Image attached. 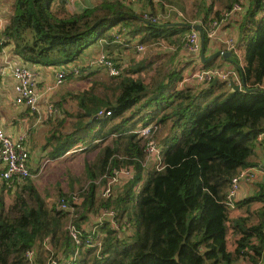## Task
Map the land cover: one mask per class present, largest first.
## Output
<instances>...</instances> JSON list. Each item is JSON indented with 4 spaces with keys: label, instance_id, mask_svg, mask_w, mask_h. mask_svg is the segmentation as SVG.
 Wrapping results in <instances>:
<instances>
[{
    "label": "trees",
    "instance_id": "1",
    "mask_svg": "<svg viewBox=\"0 0 264 264\" xmlns=\"http://www.w3.org/2000/svg\"><path fill=\"white\" fill-rule=\"evenodd\" d=\"M236 2L240 0H204L202 24L220 20ZM248 3L237 42V48L244 50L243 62L233 51L228 58L219 55L203 64L212 67L218 58L230 62L236 73L230 78L239 79L240 90H232L225 79L202 86L183 84L184 66L169 68L165 60L155 67L146 61L129 65L120 76H109L111 98L77 96L84 112L77 114L76 130L63 137L59 154L89 139L99 123L122 118L111 130L135 139L131 141L135 153L121 158L118 150L107 148L101 174L109 176L121 166H133L135 174L116 197L97 196L92 184L74 212L49 208L33 185L27 188L35 205L16 192V215L5 212L0 196V264H53L57 256L62 264L76 249L67 223L73 221L85 233L89 212L100 208L115 212L120 230L105 220L100 227L106 232L102 248L83 246L72 264H238L240 259L264 264V181L254 182L255 192L237 203L248 206L245 216L232 219L228 204L231 181L241 169L253 166L251 156L260 144L257 136L264 132V0ZM64 10L62 1L16 0L3 34L29 64H76L81 71L86 63L77 60L96 32L99 39L111 27L124 24L131 35L144 33L145 44L162 39L179 47L192 25V20L144 21L133 7L118 0H106L72 16ZM204 33L207 44L205 26ZM102 107L111 115L93 118ZM89 114L91 123L86 120ZM127 122L131 123L126 127ZM140 122L167 129L161 142L155 135L162 156L159 168L144 166L146 147L135 132ZM257 203L262 205L252 207ZM81 207L86 212L78 214ZM127 225L132 234L122 227ZM230 229L238 236L234 251L228 249ZM28 251L33 252L32 259L26 256Z\"/></svg>",
    "mask_w": 264,
    "mask_h": 264
},
{
    "label": "crops",
    "instance_id": "2",
    "mask_svg": "<svg viewBox=\"0 0 264 264\" xmlns=\"http://www.w3.org/2000/svg\"><path fill=\"white\" fill-rule=\"evenodd\" d=\"M55 1L58 2L60 0ZM104 1L106 0H75L72 3H64L65 10L63 11V13L72 16L76 13L82 12L85 9L95 8ZM162 1L152 0L151 3L149 2V0H139L136 3L127 5L133 7L140 16L144 12H151L156 15L164 16V20L166 21L184 22V20H186L184 13H182L183 11L172 6L167 0ZM241 2L244 5L245 9H247L249 4L248 0H240V2L236 3ZM15 4L16 0H0V30H2L3 32L12 20L15 12ZM198 14H196V20L193 19L192 25H200L203 30L205 26V30L207 31V28L209 27L211 22L209 21L206 25H203L204 23L202 21V18H204L205 15L204 9L203 11H199ZM244 15L245 13L243 15H233V17L231 18L221 21L220 25L217 28V36L219 37V40H210L208 38L204 52L205 58H208L217 51L226 50L227 45L222 42L221 39L226 41L228 37L232 38L233 36L236 39V42H238L239 23L243 19ZM212 17L213 14L211 13L210 18ZM179 18H181V20ZM192 25L190 29L184 34V38H186V36L193 30L199 32V30L193 28ZM96 34L98 35V32H96ZM117 34L121 36L119 40L116 37ZM143 35L144 33H140L136 36H134L133 34L131 35L130 28L124 24H119L111 27V29L107 31L106 35L91 42L88 48L84 50L82 55L77 60L81 64H85L86 60L90 59L89 61L91 62L86 63L87 67L85 66L86 68H82L83 70H81L78 74L69 75L62 83L63 85L61 84L62 86L60 85L58 87H54V83L56 81V71L59 66L62 65L44 66L29 64L22 57L15 53V45L10 41L6 43L4 50H0V125L3 127L4 131L13 138H18L23 134L27 136L26 143L30 149L29 166L31 172L33 171L35 176L38 175L37 172L42 167V164L44 165V160L45 164H62L66 165L68 168L71 167L72 169L70 168L69 170H67L68 172L62 174V176H64L65 178L69 176L67 189H65V187L63 186L61 178L58 180L61 185V189H70L73 192L75 190L83 189L84 182H82L80 178V171L78 172V169H80L79 165L83 162L85 170L87 171V176L92 181V184H95L97 196H99V193L101 196V187L97 185L98 183H96V181H98L99 178L103 177L101 171L106 154V149L111 148L113 150H118V153L120 155L119 157L121 158L123 156L133 155L135 153V151L131 148V141L135 142V139L129 137L127 133H123L121 131L113 132L111 130L114 125L122 122V118L109 120L106 123H99V125L96 126L94 130H91V136L89 139L84 142L75 144L72 147H69L68 150L62 155L59 154V151L64 147L63 137L65 135L72 134L76 130V126L78 123L77 114L84 112V109H82L79 105V99L77 96L87 95L89 97H99L102 100H105L107 94H109L110 98L113 94L111 83L108 80V77L117 76H111L108 73L106 67L96 61L98 56L101 54V52H105L106 54H108L114 59L118 67L121 69L122 74L123 68L128 67L130 64L127 62V58H125L129 53L128 50H126L128 47L134 48V51H136L137 54H143L146 51L139 52L137 49L139 45H143L144 47L145 45H148V47L146 46V50H148V48L151 47L152 43L154 41H157L154 40L149 44H145L141 42V37ZM168 45L170 49H173L172 51L167 50L159 54V51L154 50L155 48H153L149 51L148 56L141 58L143 59L142 61L154 62V64H152L151 66L155 67L159 63L163 62L164 57V61L168 60L170 62V68H172L173 66L183 68V66L185 67L188 63H190L185 68L186 72L184 70V77H186L187 74L188 76H190L193 71L201 68L209 69L213 67H221L227 71H233V67L231 66L230 62H226L221 58L215 60L214 66L205 68L203 64L206 62H203L202 59L203 50H201L199 54H192L188 52L187 48L185 47V40L179 47L170 43H168ZM236 50V53L239 55V58L243 62V48H237ZM142 61H137L136 63L141 64L140 62ZM15 65H26L35 72L37 89L41 94L39 112H33L28 107L17 104L15 102L16 93L14 90V79L12 76V68ZM134 76H137V74H135ZM144 76L145 74L143 73V77ZM237 81L241 83L239 79ZM183 84H186L185 81L183 82ZM70 85L72 86L70 87ZM199 85L202 86L204 85V83ZM47 100H52L53 102H55V104L60 109V114H58L54 118H47L46 116L45 103ZM102 108L107 109L106 107ZM87 117L88 119L86 118V120L91 123L92 119H89L91 118V114H89ZM93 118L105 119L107 118V116L99 115V113H97ZM130 123L131 122H127L123 124L127 127ZM141 124L142 122L138 123L137 128ZM163 130L164 136L167 129ZM89 153H94V156L92 158H89ZM251 160L254 163L253 166L260 167L264 170V144H257L254 149V153L251 156ZM145 161L146 162L144 163V166H155L151 158L148 159V157H146ZM75 165L76 168H74ZM125 167L132 169L133 175L129 179H126L124 184L118 185L114 188L115 197L125 189V186L130 182L135 174V168L133 166H121L119 168ZM75 171L76 174L74 173ZM103 179L105 185L108 178ZM257 181H264V171H262V173H260L256 180H254L253 182L242 184L238 194V201L233 206H230V217L232 219H236L247 214L248 206H239L237 203L255 192L256 189L253 183ZM5 184L6 182L0 179V196L6 189L8 191H11L24 186L28 190V185H33L40 194L39 188L37 187V180L34 179H32L31 181L27 180L23 184L17 185L16 187L11 189H8L7 184ZM141 184L142 182H140L135 187L137 191H139ZM16 191H18V189ZM44 200L46 202V205L48 206V198H44ZM260 205L262 204L257 203L252 207H259ZM100 212L101 209L94 214L90 212V221L84 223L83 225L86 230H89L99 223ZM122 227L126 229L125 232L127 235L132 234L133 231L129 225H127V227ZM237 237L238 236L234 235L233 229H230L228 235V249L230 251H234L236 247L235 241ZM238 264L253 263L240 259L238 261Z\"/></svg>",
    "mask_w": 264,
    "mask_h": 264
},
{
    "label": "built area",
    "instance_id": "3",
    "mask_svg": "<svg viewBox=\"0 0 264 264\" xmlns=\"http://www.w3.org/2000/svg\"><path fill=\"white\" fill-rule=\"evenodd\" d=\"M64 3H72L75 0H60ZM124 4H133L139 0H118ZM246 9L242 3H236L230 10L223 12L220 20H213L207 28V36L210 40H219L217 36V28L221 21L227 20L233 15H243ZM142 19L151 23H159L163 20L164 16L156 15L151 12H144L141 15ZM0 30V50H4L9 38L3 34ZM117 39L121 38L119 34L116 35ZM227 45L226 50L236 52L237 42L235 38L228 37L226 41L221 39ZM185 47L188 52L192 54H199L202 50V42L200 33L193 30L185 38ZM138 51H146L143 45L138 46ZM224 50V51H226ZM98 63L105 66L108 73L111 76H119L121 69L118 67L112 57L105 52H101L98 56ZM80 68L76 64H71L69 67L64 65L59 66L56 71V81L54 87L60 86L65 79L71 74H78ZM236 75L233 71H227L221 67H213L209 69H198L193 71L190 78L194 81V84L211 83L215 79H225L230 75ZM12 76L14 79V90L16 93L15 102L20 105L28 107L33 112L40 111L41 94L37 89V81L35 72L26 65H15L12 68ZM237 77V76H236ZM45 113L47 118H54L60 114L59 107L52 100H47L45 103ZM99 115H111V112L107 109L99 111ZM159 130V126L156 123H150L147 125L141 124L135 132L138 136L142 137L146 147L147 157L151 158L156 168L161 166V149L158 142L155 140V135ZM27 136L25 134L20 135L18 138H13L8 135L3 127L0 125V179L4 180L8 189L14 188L17 185H21L32 177V172L29 166L30 149L26 143ZM257 141L260 144H264V132L257 136ZM264 171L260 167L250 166L243 168L239 173L233 177L231 186L228 192V204L233 206L238 201L239 190L243 183H249L256 180L258 175ZM133 175V170L130 168L114 167L111 174L108 176L105 174L102 178H111L114 181L113 187L103 186L101 188V195L105 198L115 197L114 188L118 185L125 183L126 179H129ZM97 183V181H96ZM82 202L80 193H72L69 198L61 197L59 200V209L65 211L74 212L77 210V205ZM109 220L111 224L117 230H120L119 224L115 219V212L112 209H101L99 214V223L89 230L83 227L85 233L78 229L72 222L67 226L69 234L72 236L75 242V253L71 258L65 259L62 264H72L80 257V249L85 247H97L102 248L104 237L106 232L100 229L103 226V222ZM49 238H46L45 244L48 246ZM26 256L32 259L34 254L32 251H28Z\"/></svg>",
    "mask_w": 264,
    "mask_h": 264
},
{
    "label": "rangeland",
    "instance_id": "4",
    "mask_svg": "<svg viewBox=\"0 0 264 264\" xmlns=\"http://www.w3.org/2000/svg\"><path fill=\"white\" fill-rule=\"evenodd\" d=\"M167 1L172 6H174L177 9L183 11L182 13H184L186 20H192V21H193V19L196 20V14H198L199 11H203V9H204V8L202 9V4H203L202 2L204 0H167ZM205 1L207 3H211L214 0H205ZM162 2H165V1H162ZM161 7H163V6H161ZM198 16H199V14H198ZM163 19H165V18H163ZM179 19L181 20V18H179ZM197 19H200V18H197ZM96 36H97L96 33L92 34V36L89 38V42H93V40L96 38ZM146 46L148 47V45H145V47ZM147 47H146V49H147ZM153 48H155L154 50L159 51V54H161V52H165L167 50L168 51L169 50H171V51L173 50V49H170L167 41L159 39L157 41H154L152 43L151 47H149L148 50H146V52L143 53V54H137L136 51H134V48L128 47L126 50H128L129 53H128V56L125 57V58H127V60H128L127 62L130 63L129 65H137L139 63H136V62L137 61H142L143 59H141V58H143L145 56H148L149 55V51L151 49H153ZM164 59L165 58L163 57V61H164ZM89 60H86V63L87 62H91ZM142 62H140V63H142ZM188 64H190V63H188ZM168 65H169V68H170L171 67L170 66V62H169ZM187 65L184 68H186ZM185 72H186V70H185ZM148 73H149V71L145 72L144 73L145 76L148 75ZM141 76H143V73H142ZM184 81H185L186 84L200 86V85H198L196 83L194 84V81L190 78V76H188V74L184 78ZM208 84L209 83H204V85H208ZM71 86L72 85H70V87ZM163 132H164L163 128L161 126H159V130L157 132V139L160 142H161V137L163 136ZM93 156H94V153H89V158H92ZM148 159H150V158H148ZM43 163H44V165L42 164V167L39 170L41 172L38 171L37 172L38 175L35 176L34 172L32 171V177L28 181H31L32 179L37 180V187L39 188L40 194L42 195V197L48 198V202H49L48 207L49 208L56 207V208L59 209V207H58L59 206V200L62 197V194H71V193H74V192L80 193V195H82L81 196L82 197V202H83V200H85V194H87L88 191L90 190V187L92 186V181L87 176V171L85 170L83 162L79 165L80 169H78V172L80 171V173H81L80 178H81L82 182H84L83 189L75 190L73 192L70 189L69 190H64L63 188L61 189V185H60L59 180H58V179L61 178L63 186L65 187V189H67L69 176H67L65 178L64 176H62V174H64L65 172H68L67 170H69L71 167L68 168L66 165H62V164H52V165H50V163L45 164V160L43 161ZM147 163H148V161H147ZM74 168H76V165H75ZM74 173L76 174V171ZM106 182L107 183L104 185V179L103 178H99L98 181H97V183H98L97 185H99L101 188H103V185L105 187L108 186V185L113 187L114 181L111 180V178H108ZM17 189H18V191H16ZM17 189L11 190V191H8L6 189L5 191H3L2 195H1V198H3L4 203H5V206H4L5 207V212L8 215H16L17 214V212H16L17 208L15 206V204H16V192H20L29 205H31V206L35 205L34 196L24 186L23 187H19ZM99 196H100V193H99ZM100 209H102V208H100ZM84 212H86V210L81 207L80 210L78 211V214H83ZM92 213L94 214L95 212H92ZM0 214H1V209H0ZM89 214H90V212H89ZM89 221H90V219L88 218L84 222H89ZM71 222H73V221H71ZM69 224L70 223H67L66 227ZM59 264H61V263H59Z\"/></svg>",
    "mask_w": 264,
    "mask_h": 264
},
{
    "label": "water",
    "instance_id": "5",
    "mask_svg": "<svg viewBox=\"0 0 264 264\" xmlns=\"http://www.w3.org/2000/svg\"><path fill=\"white\" fill-rule=\"evenodd\" d=\"M193 28L199 30V32L201 33V36H202V59H203V62H207V61H210L212 60L214 57H217L219 55H222L224 58H228L232 55V52L231 51H217L215 52L214 54H212L211 56H209L208 58H205V48H206V40H205V34H204V30L203 28L200 26V25H192ZM225 80L229 81L230 82V86L232 88V90H240L242 85L241 83L239 82H236V80L230 78V77H227L225 78ZM218 80L215 79L213 81V83H216ZM60 260V256H57L56 260H55V263L53 264H58Z\"/></svg>",
    "mask_w": 264,
    "mask_h": 264
},
{
    "label": "bare ground",
    "instance_id": "6",
    "mask_svg": "<svg viewBox=\"0 0 264 264\" xmlns=\"http://www.w3.org/2000/svg\"><path fill=\"white\" fill-rule=\"evenodd\" d=\"M232 37H233V36H232ZM233 38H234V37H233ZM92 66H94V65H92ZM65 67H66V66H65ZM95 68H96V67H95ZM67 80H68V79H67ZM237 82H238V81H237ZM62 85H63V84H62ZM62 85H61V86H62ZM54 120H55V119H54ZM51 121H52V120H51ZM3 181H4V180H3ZM3 184H4V182H3ZM5 185H6V184H5ZM22 187H23V186H22Z\"/></svg>",
    "mask_w": 264,
    "mask_h": 264
}]
</instances>
